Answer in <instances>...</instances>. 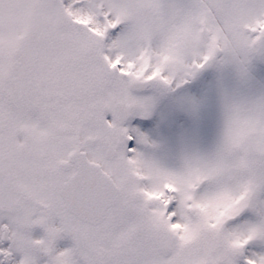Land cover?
<instances>
[{"label": "snow or ice", "instance_id": "obj_1", "mask_svg": "<svg viewBox=\"0 0 264 264\" xmlns=\"http://www.w3.org/2000/svg\"><path fill=\"white\" fill-rule=\"evenodd\" d=\"M0 264H264V0H0Z\"/></svg>", "mask_w": 264, "mask_h": 264}]
</instances>
